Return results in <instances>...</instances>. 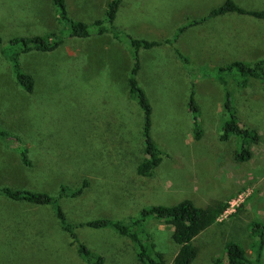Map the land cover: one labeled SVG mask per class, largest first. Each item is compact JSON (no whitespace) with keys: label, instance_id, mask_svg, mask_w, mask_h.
Instances as JSON below:
<instances>
[{"label":"rangeland","instance_id":"1","mask_svg":"<svg viewBox=\"0 0 264 264\" xmlns=\"http://www.w3.org/2000/svg\"><path fill=\"white\" fill-rule=\"evenodd\" d=\"M110 1L66 3L70 17L91 23L106 18ZM224 1L121 0L115 25L136 38L172 39L178 27L207 15ZM234 1L246 9H264V0ZM227 15L235 23H224L221 15L178 37L174 45L188 56V67L169 44L141 50L139 81L153 107L152 138L162 151L155 173L143 177L136 174V167L145 157L144 120L141 107L129 93L133 64L129 44L114 37L116 30L86 38L70 36L69 25L59 18L53 0H0L4 43L14 36L58 31L63 36L53 51L20 54L23 70L35 80L30 94L17 83L0 53V129L9 134L0 135V188L59 197L77 237L74 241L62 228L52 206L0 196V264H146L138 259L137 246L129 238L112 227L86 223L104 218L129 223L144 207L174 205L184 199L197 206L227 200L229 207L241 193V202H234L230 211L194 238L198 253L192 264H216L215 259L226 264L229 241L237 242L252 264H264V243L259 253V236L251 232L253 222H264V87L257 79L249 81L248 89L238 87L237 72L236 78L227 77L238 119L260 134L252 147L253 157L238 162L236 137L219 139L228 116L223 109L224 86L213 68L228 62L213 54L210 45L202 48L205 39L201 35L220 22L217 39L230 36L234 46L235 32L251 43L237 48L230 60L254 63L264 58V20ZM190 48L193 52L189 53ZM192 83L203 130L199 139L188 108ZM15 138L28 147L33 166L22 162ZM84 179L89 186L82 195H61V186L75 189ZM134 229L167 259L176 253L172 227L164 221L149 218ZM80 244L95 256L86 258L79 251ZM98 257L102 262L96 261Z\"/></svg>","mask_w":264,"mask_h":264},{"label":"trees","instance_id":"2","mask_svg":"<svg viewBox=\"0 0 264 264\" xmlns=\"http://www.w3.org/2000/svg\"><path fill=\"white\" fill-rule=\"evenodd\" d=\"M53 3L58 7V16L66 24L69 25L70 36L78 38L89 37L92 33L102 35L107 32H114V37L117 40H125L129 44L133 57V64L129 72L128 84L130 95L137 100L138 105L143 111V140H144V159L138 163L136 174L143 177H150L155 173V169L162 161V151L156 145L151 134L152 113L153 107L144 88L140 85L139 74L142 70L141 50H149L157 46L169 44L173 47V53L178 59H181L185 66L188 67L190 60L184 56L180 50L175 47L174 43L180 35H183L188 28L205 23L207 20L227 15L228 13H237L240 15H250L257 19L264 20V9H246L237 4L234 0H225L220 6L212 8L207 15L201 18H195L178 27L174 38H166L163 40H148L146 38H136L129 34L123 33L115 25V19L119 9L121 0H111L106 10L105 19H95L91 23L75 20L69 15L66 0H53ZM125 34V35H123ZM125 37L126 39H124ZM63 42L62 34L52 32L46 35L33 36H14L3 42L0 34V53L8 60L12 67V72L17 83L28 94L32 93L35 86L33 76L23 70L20 54L22 52L41 51L50 52L58 48ZM216 71V76L221 80L224 86V101L223 109L227 112L228 118L222 124V131L219 139L228 141L232 136L236 137L234 149V158L238 162H245L253 157L252 147L259 142L260 134L258 130L248 127L238 119L236 108L233 105V92L229 88L227 77H237L236 72L240 75L237 77L236 84L238 87L248 89L249 81L257 79L264 87V58L258 59L254 63L244 60H235L230 63L213 68ZM192 74H190L191 76ZM194 83L191 84V92L188 100L189 112L193 116L194 134L197 139L203 134L200 126L199 116L200 108L196 103L194 94ZM248 92L247 90H244ZM0 135L8 137L6 131L0 129ZM16 143H20V157L25 166H33L29 158V149L24 144H21L19 138L13 139ZM22 147V148H21ZM89 186V181L84 179L80 186L75 189H68L66 186H61V195H70L72 197L80 196ZM60 195V196H61ZM0 196H5L9 199L25 201L36 205H50L54 208L55 215L59 219L64 230L71 233L74 241L77 240L75 232L71 225L66 221L65 213L58 203L59 197H54L48 192L32 191L28 189H13L10 187L0 188ZM227 200L218 201L207 206H197L192 200L184 199L174 205H151L140 210L139 216L130 220L129 223L114 221L109 219H95L88 221L86 224L92 227H112L121 235L129 238L137 246V256L140 261L146 264H192L197 256L198 249L193 244L194 238L203 230L211 226L222 216L227 209ZM149 218H155L164 221L172 227L171 238L177 247L174 256L169 260L166 255L160 251L153 250L154 243L146 244L135 231L144 224ZM251 232L253 235L259 236L258 250L262 249L264 243V222H253ZM151 248H150V247ZM226 264H252L247 260L243 248L234 241H229L225 245ZM79 251L85 254L86 258L94 255L86 245L80 244ZM95 256V255H94ZM89 261L91 259H88ZM103 258L98 257L97 262H102ZM216 264H221V259H215Z\"/></svg>","mask_w":264,"mask_h":264},{"label":"crops","instance_id":"3","mask_svg":"<svg viewBox=\"0 0 264 264\" xmlns=\"http://www.w3.org/2000/svg\"><path fill=\"white\" fill-rule=\"evenodd\" d=\"M204 16H202V17H204ZM218 17H220V16L214 17L212 19H215L216 20ZM199 18H201V17H199ZM222 21L224 23L229 24V23H235L236 20L233 17L229 16V15H224V16H222ZM219 23L216 26L213 24L212 29L210 31H205V32H202L201 33L202 37L205 39V41L203 42L202 48H204L206 45H210L211 48L213 49L212 50L213 54H216L218 56H223L224 57V61H227L228 63H230L232 61H235V60H240V59H236V58H233V59L230 60L229 55L231 53L235 52V50L237 48H243V47H249V46H251V43L246 40V38L248 40H249V38L248 37H240L239 38V37H236L235 32L232 33L233 37L235 38L234 46H233V43H231V38L232 37H230V36L223 37L221 39H217L216 36H217V34L219 32V28L221 27ZM202 24H204V23H202ZM200 25H197V28ZM187 32L188 31H186L185 33H187ZM185 46L186 45H183L181 47L185 48ZM177 48L180 50V52L184 56L188 57L187 55L184 54V52H183L184 50H182V48H180L178 46H177ZM187 50L189 51V53L190 52H193L191 48L190 49H187ZM201 51H203V49L197 51L196 53H201ZM178 60L180 61L181 59H178Z\"/></svg>","mask_w":264,"mask_h":264},{"label":"built area","instance_id":"4","mask_svg":"<svg viewBox=\"0 0 264 264\" xmlns=\"http://www.w3.org/2000/svg\"><path fill=\"white\" fill-rule=\"evenodd\" d=\"M243 196H244V194L243 193H241L239 196H238V198L237 199H235V201H231V203H230V206L228 207L227 206V209L225 210L226 212H228V211H230V209L234 206V202H236V204H237V202H241L243 199ZM224 211V212H225ZM224 214V213H223Z\"/></svg>","mask_w":264,"mask_h":264}]
</instances>
